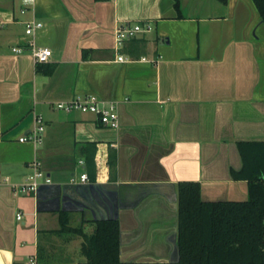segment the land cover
Here are the masks:
<instances>
[{
    "label": "crops",
    "instance_id": "0c3cea01",
    "mask_svg": "<svg viewBox=\"0 0 264 264\" xmlns=\"http://www.w3.org/2000/svg\"><path fill=\"white\" fill-rule=\"evenodd\" d=\"M31 19L48 62L25 46ZM137 21L154 28L118 44L116 27ZM77 94L115 102L119 125L56 107ZM37 114L43 140L21 141ZM244 140H264L254 0H0V167L19 183L39 158L51 178L39 193L0 184V264H86L84 233L108 219L120 223V264H181L178 183L200 181L203 200L247 199L232 174Z\"/></svg>",
    "mask_w": 264,
    "mask_h": 264
},
{
    "label": "trees",
    "instance_id": "16d2710c",
    "mask_svg": "<svg viewBox=\"0 0 264 264\" xmlns=\"http://www.w3.org/2000/svg\"><path fill=\"white\" fill-rule=\"evenodd\" d=\"M264 20V0H254ZM243 165L233 171L245 179V200H203L201 183H178V246L181 264H264V140L238 142ZM68 216H61L67 231ZM81 251L86 264H120V223L98 221L84 233Z\"/></svg>",
    "mask_w": 264,
    "mask_h": 264
},
{
    "label": "built area",
    "instance_id": "2783aa9c",
    "mask_svg": "<svg viewBox=\"0 0 264 264\" xmlns=\"http://www.w3.org/2000/svg\"><path fill=\"white\" fill-rule=\"evenodd\" d=\"M27 3H31L34 0H25ZM26 8H23L22 11H25ZM42 21L37 19L27 20L25 23V33L29 36V39L26 43V47L30 50L32 57L36 63H45L48 62L51 55L52 49L49 46L39 45L35 40L36 31L42 27ZM153 25L147 22H124L119 24L115 30V37L118 44H121L126 38L133 37L139 33L149 32L153 29ZM25 49L24 46L15 45L13 50L15 52H23ZM119 60H125V57L120 55ZM55 105L59 109L65 111L80 110L84 112H92L98 115L100 121L111 127H117L119 125L118 121V111L117 105L115 102L105 103L94 94H77L73 98L68 100H58L55 102ZM45 130V122L41 114L35 115V125L30 133L20 136L21 141H33L39 143L43 140V132ZM29 166L33 168V171L26 176V178L19 182L14 183L10 180L8 175L3 173L2 168L0 167V184L8 183L11 184L15 192L19 193H31L36 192L38 188L43 183H50L51 178L45 173L42 168V161L39 158H35L29 162ZM83 181H87L88 174L83 172L80 175ZM22 213H17V218H21ZM30 264H36V261L33 257L30 258Z\"/></svg>",
    "mask_w": 264,
    "mask_h": 264
},
{
    "label": "water",
    "instance_id": "95a60500",
    "mask_svg": "<svg viewBox=\"0 0 264 264\" xmlns=\"http://www.w3.org/2000/svg\"><path fill=\"white\" fill-rule=\"evenodd\" d=\"M40 190H41V186L38 188L37 193H39ZM115 208H116V212H117V203H115ZM178 248H179V246H178ZM178 251H179L178 254H179V261H180V249H178Z\"/></svg>",
    "mask_w": 264,
    "mask_h": 264
}]
</instances>
